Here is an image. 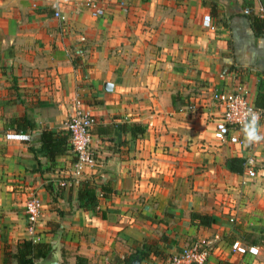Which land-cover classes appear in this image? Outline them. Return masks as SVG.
<instances>
[{
  "label": "crops",
  "instance_id": "1",
  "mask_svg": "<svg viewBox=\"0 0 264 264\" xmlns=\"http://www.w3.org/2000/svg\"><path fill=\"white\" fill-rule=\"evenodd\" d=\"M84 1L0 0V264L20 240L49 245L58 264H165L194 241L205 264H264V123L240 132L244 146L221 144L208 102L183 111L236 85L264 107V36L248 18L264 0H91L102 17ZM75 111L91 119L96 159L78 180L69 147L49 159L37 142ZM21 119L32 127L17 130ZM246 157L252 167L226 170ZM98 174L107 198L69 208L78 182ZM30 196L42 204L32 227Z\"/></svg>",
  "mask_w": 264,
  "mask_h": 264
},
{
  "label": "built area",
  "instance_id": "2",
  "mask_svg": "<svg viewBox=\"0 0 264 264\" xmlns=\"http://www.w3.org/2000/svg\"><path fill=\"white\" fill-rule=\"evenodd\" d=\"M81 7L89 10L91 15L95 17L103 16L102 9L91 0L84 1ZM243 13L247 14L248 10L244 9ZM53 16L62 19L58 11H55ZM260 17L264 20L263 13ZM201 26L208 28L206 18L201 21ZM206 95L207 97L202 99L199 107L196 106L195 101H192L183 108V111L190 117L200 115V108L208 102L207 111L203 114L211 127L212 137L217 143L244 146L245 141L240 138V132L254 128L258 123H264V107H257L248 101L247 92L241 86L236 85L230 91L209 92ZM79 104L76 102L77 106ZM212 112L216 113V116L209 119ZM91 124V119L86 114L75 111L74 115L64 125L65 132L68 134V147L73 155L70 173L75 180L81 178L85 168H91L96 164L90 147L92 140L90 135ZM243 165L252 167V159L250 157L244 158ZM41 209L40 200L34 196H30L24 202L23 212L28 227L38 223ZM208 252L206 245L194 241L185 246L180 253L171 257L165 264H205ZM247 252L250 255H256L257 250L249 248Z\"/></svg>",
  "mask_w": 264,
  "mask_h": 264
},
{
  "label": "trees",
  "instance_id": "3",
  "mask_svg": "<svg viewBox=\"0 0 264 264\" xmlns=\"http://www.w3.org/2000/svg\"><path fill=\"white\" fill-rule=\"evenodd\" d=\"M261 4L264 14V2ZM247 10L249 13L248 7ZM248 18L254 34L256 36H264L263 18L253 15H249ZM16 124L17 130L19 128L23 130L26 127H32V123L24 119H21L19 123L16 121ZM67 140L68 134L65 131L51 132L43 129L38 137V148L44 151L49 159H53L55 156L62 155L68 149ZM243 163L244 160L242 158H230L225 161V167L230 173L240 174L243 170ZM111 192V183L108 180L104 181L102 174H98L95 178L80 180L77 186L76 200L73 204L68 203L69 208L93 212L97 207L98 201L102 198H107ZM190 218L195 220L200 226H208L212 221L211 216L204 213H191ZM48 250L49 245L47 244L20 240L17 242L13 253L5 249L3 264H33L42 259ZM74 264H85V260L82 257H76Z\"/></svg>",
  "mask_w": 264,
  "mask_h": 264
},
{
  "label": "water",
  "instance_id": "4",
  "mask_svg": "<svg viewBox=\"0 0 264 264\" xmlns=\"http://www.w3.org/2000/svg\"><path fill=\"white\" fill-rule=\"evenodd\" d=\"M34 264H58V263L56 260L53 259L52 252L51 250H49L41 261Z\"/></svg>",
  "mask_w": 264,
  "mask_h": 264
}]
</instances>
